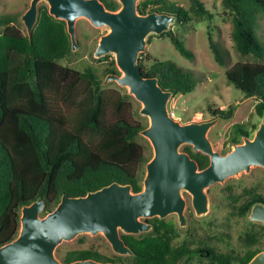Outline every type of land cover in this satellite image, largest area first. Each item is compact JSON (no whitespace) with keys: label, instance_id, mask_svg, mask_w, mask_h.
I'll return each instance as SVG.
<instances>
[{"label":"trees","instance_id":"obj_1","mask_svg":"<svg viewBox=\"0 0 264 264\" xmlns=\"http://www.w3.org/2000/svg\"><path fill=\"white\" fill-rule=\"evenodd\" d=\"M101 1L109 10L120 6L116 0ZM190 2L187 9L168 0H142L137 10L171 13L175 24L181 26L191 20V13L212 18L201 0ZM221 5L230 16L235 51L254 60L230 65L227 50L208 32L209 48L215 62L228 67L227 82L245 98L256 99L255 111L264 116V40L258 31L264 0H221ZM162 34L183 57L194 59L176 32ZM70 53L65 21L51 16L46 5L38 6L30 37L22 31L16 15L0 16V245L17 236L21 207L38 197L44 198L45 211H49L64 193L84 195L112 182L130 184L134 192L142 188L140 172L150 158L136 141L145 125L134 118L130 96L104 87L90 67L77 71L57 62ZM147 60L139 55L142 74L156 77L163 89L173 95L195 89L198 78L191 69L169 59ZM208 111L211 117L229 119L234 106ZM237 129L238 135L248 136L240 126ZM183 150L200 168L209 163L207 155L193 152L191 146L185 145ZM247 193L239 214L248 212L255 202H264V196ZM154 220L157 223L154 221L150 232L124 235L132 250L131 262L125 264H178L196 252L188 245L171 243L173 222ZM261 250L257 246L233 255L210 249L207 257L220 264H247ZM57 256L64 263L89 258L115 262L88 249L57 250Z\"/></svg>","mask_w":264,"mask_h":264},{"label":"water","instance_id":"obj_2","mask_svg":"<svg viewBox=\"0 0 264 264\" xmlns=\"http://www.w3.org/2000/svg\"><path fill=\"white\" fill-rule=\"evenodd\" d=\"M41 1L46 3L51 16L65 21L71 50L78 46L77 19L86 18L94 27L108 28L100 37L94 56L114 54L121 74H107L104 83L115 81L127 87L128 93L141 103L139 113L148 117L149 123L140 134L149 140L153 155L145 164L142 188L137 192L130 184L112 182L84 195L64 193L49 211H45L43 197L23 205L17 236L0 245V264H118L91 258L64 263L56 257L55 251L60 243L79 234L101 233L115 253L131 255L132 250L121 238V233L148 232L152 225L146 219H162L169 214H175L183 226L186 222L183 192L191 196L195 214L203 215L208 211L206 188L241 172H249L252 167H264V122L252 137H243V142L222 154L213 149L207 137L217 118L180 123L167 107L172 92L163 89L156 77L142 74L139 55L145 49L147 36L170 30L176 19L173 14L139 13L138 0H116L120 5L117 10L107 9L101 0H30L20 16L29 37ZM183 145L207 155V166L200 168L196 159L180 149ZM249 218L264 223L262 202L253 204ZM247 264H264V250L256 253Z\"/></svg>","mask_w":264,"mask_h":264},{"label":"rangeland","instance_id":"obj_3","mask_svg":"<svg viewBox=\"0 0 264 264\" xmlns=\"http://www.w3.org/2000/svg\"><path fill=\"white\" fill-rule=\"evenodd\" d=\"M142 0H138V3ZM185 8L190 7V0H168ZM208 9L212 18L195 16L191 13V20L184 26L173 23L170 30L176 32L185 46L194 54V59L183 57L173 46L168 36L164 34H150L146 38L145 49L142 52L143 59L172 60L178 65L191 69L198 78L193 91L186 94L172 95L167 107L174 119L180 123L201 122L211 120L209 108L227 109L234 106L231 118H217V122L209 129L207 137L212 143L213 149L224 154L230 151L233 145L243 142V137L238 135V127L247 131L248 137H252L264 116H259L255 111L256 99L245 98L240 90L227 82L225 71L227 66H221L214 60L208 45V32L214 40L227 50L230 57V65L237 61L254 60L251 56H242L235 51L231 39L232 24L230 16L221 5V0H201ZM30 0H0V16L12 14L18 18V23L23 32L25 26L20 16L28 8ZM46 5L41 1L39 5ZM47 6V5H46ZM77 48L57 62L70 69L83 71L90 67L102 79V85L107 88L117 89L119 92L130 96L132 108L135 111L134 118L145 127L148 125V117L139 113L141 103L128 93V88L118 85L115 81L104 79L107 74H121L115 63L114 54L109 53L101 57H95L94 51L100 37L108 31L107 27H94L86 18H79L75 23ZM259 33L264 40V16L259 18ZM112 69L113 72L108 70ZM234 140L237 142L235 143ZM136 141L142 145L145 154L151 158L152 146L147 138L140 133ZM181 146V150L183 147ZM141 185L145 175V166L140 172ZM247 191L264 196V167L255 166L249 172H241L225 179L222 183H215L205 189L208 196V211L203 215H196L191 206V196L183 192L186 200L184 210L187 216V225L179 226L177 216L169 214L163 220L172 221L178 231L179 237L172 241L177 246L180 243L196 247L208 245L216 252H229L233 255L243 253L249 248L261 246L264 250V223L252 221L249 218L250 210L245 214H239L240 204L247 198ZM153 217L149 219H154ZM147 233V232H145ZM137 234L138 236L141 234ZM249 239H248V238ZM250 238H253L251 241ZM250 240V241H249ZM88 249L109 258L116 259L115 263L124 264L131 262V256L115 253L105 237L99 233L96 235L79 234L70 241L60 243L57 250L63 253L67 250ZM60 260V259H59ZM61 261V260H60ZM178 264H220L208 257L199 255L187 256ZM236 264V263H234Z\"/></svg>","mask_w":264,"mask_h":264},{"label":"flooded vegetation","instance_id":"obj_4","mask_svg":"<svg viewBox=\"0 0 264 264\" xmlns=\"http://www.w3.org/2000/svg\"><path fill=\"white\" fill-rule=\"evenodd\" d=\"M259 202H262L263 204H264V202L263 201H259ZM187 204V203H186ZM253 206V205H252ZM185 218H186V222H185V225H183V226H186L187 225V216H185ZM159 219H161V218H159ZM163 219V218H162ZM149 223H151V225H152V227H151V229L148 231V232H150L151 230H153V226H154V219H146ZM166 221V220H165ZM156 222V221H155ZM172 222V221H171ZM157 223V222H156ZM173 224H174V228H175V231H174V233H172L173 234V237H172V239H171V243H172V241L173 240H175L176 238H178L179 237V234H178V231H177V229H176V227H175V223L173 222ZM179 226H181L180 224H179ZM182 226V227H183ZM143 233H145V232H143ZM140 234V233H139ZM124 235H131V234H124V233H121L120 234V236H121V238L124 240V242L126 243V245H128L127 244V242H126V240H125V238H124ZM134 236H138L137 234L136 235H134ZM173 244V243H172ZM186 244H184V242L183 243H180V244H178L177 246H185ZM129 246V245H128ZM188 247L190 248V249H192V250H194V251H196V252H191L190 253V256H192V255H199L200 257H207V254L209 253V251H210V249H212L210 246H208V245H205V244H203V245H198V246H196V247H190L189 245H188ZM201 252V253H200ZM128 256H132V254L131 255H128ZM187 257V256H186ZM186 257H184V258H186ZM109 258V257H108ZM184 258H182L181 260H183ZM110 259H112L113 261H115L116 259H113V258H110ZM125 264V263H124Z\"/></svg>","mask_w":264,"mask_h":264}]
</instances>
